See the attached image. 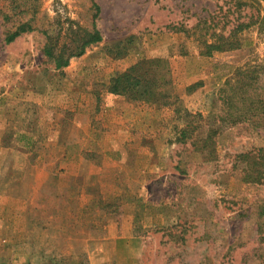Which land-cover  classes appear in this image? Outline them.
<instances>
[{"label":"rangeland","instance_id":"374dc122","mask_svg":"<svg viewBox=\"0 0 264 264\" xmlns=\"http://www.w3.org/2000/svg\"><path fill=\"white\" fill-rule=\"evenodd\" d=\"M93 1L102 41L55 70L41 31L90 29L92 0H0V264H264V183L239 157L264 161V116L230 124L251 99L221 101L252 68L264 99V1ZM19 6L35 30L6 43ZM257 17L238 49L204 55ZM156 59L168 105L109 92Z\"/></svg>","mask_w":264,"mask_h":264},{"label":"trees","instance_id":"16d2710c","mask_svg":"<svg viewBox=\"0 0 264 264\" xmlns=\"http://www.w3.org/2000/svg\"><path fill=\"white\" fill-rule=\"evenodd\" d=\"M239 5L244 4L241 3ZM19 7H21L20 11H22L23 20H19L15 24L14 30L6 34V43H11L17 37L35 30L33 21L36 16V9L29 6L27 7L28 9L22 10L23 6ZM91 7L93 9V17L90 29H72L70 27L64 36H61V32L58 29L52 32L48 30L41 31L45 38L41 53L46 61L52 64L55 70L67 67L72 58L82 56L89 47L99 44L102 41L101 34L95 24V19L98 18L100 8L93 0ZM27 15L29 16L28 18ZM5 18L10 19L8 16ZM258 20L259 17L255 20L251 19L248 23L235 20V24L227 36L217 35L214 37L212 43L205 44L204 55L210 56L212 52H226L238 49L239 43L237 42V36L253 25H260L261 22L259 24ZM260 21L263 20L261 19ZM246 73L247 79L244 81V77L242 76L243 72L238 71V79L234 80L230 85L227 84L229 86L228 88L232 90V94L222 96L221 98L222 103L226 106L231 105L232 107L234 100H237L238 94L236 91H240L241 95L245 96L246 99H251V108H247L242 113L233 114L235 111L228 113L225 121L230 124L240 122V119H244V117L248 120L258 115L264 116V99H260L258 96L251 98L250 96L258 81V76L255 74L256 71L252 68ZM169 78V67L163 60H141L130 66L124 72L118 73L111 78L108 90L111 94L122 95L130 100L166 106L168 105L167 98L169 95L165 88L170 83ZM252 94L255 95L254 93ZM218 132V129L208 130L201 146L202 150H206L211 145L212 136H215ZM181 135L182 138H185L187 136V130H182ZM239 157L245 163L246 169H249L251 173H255L254 176L250 175L253 177L252 180H248L249 178L245 179L260 184L264 183V161L256 162L251 158V160L247 158L246 155H240Z\"/></svg>","mask_w":264,"mask_h":264}]
</instances>
